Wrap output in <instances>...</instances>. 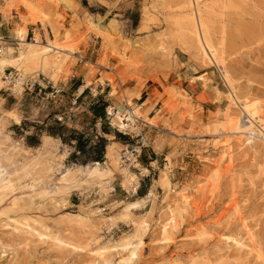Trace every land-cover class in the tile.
I'll return each mask as SVG.
<instances>
[{
  "label": "rangeland",
  "instance_id": "1",
  "mask_svg": "<svg viewBox=\"0 0 264 264\" xmlns=\"http://www.w3.org/2000/svg\"><path fill=\"white\" fill-rule=\"evenodd\" d=\"M13 3L0 4V22H8L9 29L27 24L31 31L28 41L38 33L44 44L52 40L75 51L72 57L59 55V73L40 61L27 67L25 77L14 68H5L0 83V180L11 184L12 190L0 203V264H96L98 257L107 259L108 248L132 233L134 222L143 218L149 229L142 236L137 264L174 260L177 264H263V145L245 136L240 140V136L224 134L230 120L241 115L239 106L230 102L224 76L226 73L241 100L257 104L264 120V0H195L204 33L222 54L213 63L195 49L182 21L191 11L190 0ZM101 17L96 27L94 23ZM33 19L34 24L30 23ZM0 39L2 48L17 51L15 37L11 31L3 32L1 25ZM81 59L89 70L86 84L98 76L100 82L113 85L107 109L113 114L119 109L127 113L126 98L131 101L130 109H137L141 103L136 98L147 90L149 100L137 112L145 121L140 125L143 138L136 137L138 132L124 139L116 137L120 127L113 121L115 114L104 123L107 134L102 132L100 121L90 110L101 94L87 89L77 100L73 92L79 81L75 67ZM20 77L23 80L18 86ZM55 88L61 92L52 97ZM14 108L18 109L16 116L10 114ZM148 117L153 118L154 126L148 124ZM72 130L95 141L97 136L104 137L115 153L106 156V146L100 167L112 171L109 177L66 190L59 179L67 169L76 171L77 166L93 164H86L88 155L71 158L76 151ZM133 130L130 127L129 131ZM48 133L57 135L47 139ZM153 135L174 153L179 150L184 155L179 168L174 169L168 159V166L159 160L160 170L147 169L145 156L151 155ZM139 144L143 147L137 162L127 161L125 156ZM162 170L168 172L172 190L157 183ZM213 170L217 172L215 182L209 179ZM129 173L136 176V190L125 179ZM85 174L86 170L79 172L78 178L84 179ZM150 191L154 194L148 197ZM183 194L191 200L184 213L181 211V229H176L171 209L182 205ZM137 201H141L140 207L126 210L129 203ZM11 202L20 209L3 213ZM68 213L83 216L85 221H72ZM7 215L11 221H35V228L48 233L39 240L36 235L14 232L5 224ZM240 217L252 230L263 260L254 252L240 254L235 246L219 240L221 235H243ZM57 236L79 248L58 247ZM165 239L170 240V246ZM97 248L105 251L97 255ZM116 255L109 257L111 264H117Z\"/></svg>",
  "mask_w": 264,
  "mask_h": 264
},
{
  "label": "bare ground",
  "instance_id": "2",
  "mask_svg": "<svg viewBox=\"0 0 264 264\" xmlns=\"http://www.w3.org/2000/svg\"><path fill=\"white\" fill-rule=\"evenodd\" d=\"M16 1H14L15 3H13L11 5L17 6V5H23L24 4V0H19V1L16 0ZM190 2L191 3L189 6L191 7V11H188L183 16L184 20H182V21L187 26L188 34H190V37H191V40H192V43H193L195 49L198 50V52L202 55V57L204 59H207L208 61H210L212 63L216 62V60L219 57H221L220 55H222V54H220L221 52L220 53L218 52L219 47L217 48L216 47L217 45L215 46V44L212 42V39L209 37V34H207V36L205 35L204 30H203L204 26H203V24H201V22L199 20L200 17H199L198 10H196L194 7L195 6V0H190ZM187 3H188V1H187ZM13 6H12V8H13ZM33 20L34 21L30 22V23L34 24L36 20L35 19H33ZM101 20H102V17L100 19H98L94 23V25L96 27L100 26ZM26 25L18 26L14 30L15 40L17 41V43L19 45L16 52L14 51L15 49L12 47L2 48V53L0 54V83L3 82V76L6 74L5 73L6 67H11V68L16 69L17 71H19L21 73V76L25 77L27 67L35 61H40L41 64L44 65V67H49L50 65L54 66L56 73H59L61 70L60 64H62L61 63L62 61L58 60V59H60L59 55L62 54V55H65V57L74 56L72 53L75 51L74 48L68 47V45L59 44V43L52 41V40L49 43L44 44L41 42L38 33H36L34 35L31 42L28 41L27 40L28 30H27ZM66 48H68L69 51ZM53 53L56 56H53L52 55ZM64 61H65V59H64ZM21 65H23V70L21 69ZM220 66L223 68V64H221ZM224 78H225L227 85L230 89V93L227 94L228 97L230 98V102L236 103L239 106V109H240L239 112L241 113V115L236 116V118L230 120V122L227 125L228 127L226 128L227 131L224 132V134L228 135V137L229 136L230 137L240 136L239 137L240 140H244L242 137L245 136V138L247 137V138L255 140L254 142L257 144H259L258 142H261V145H263L262 147H263V151H264V143L261 141L262 140L261 136L264 138V120L260 114V110L257 107V104L255 102H250L248 99H245V100L242 99L241 100L237 96L236 92L234 91V87L232 85V82L229 80L226 73H225ZM22 80H23V78L20 77L19 81L17 82L18 86L21 85ZM125 103H126V107L128 108L126 111L127 113H125V115L123 113L125 111V109L124 110L119 109L116 113H114L115 115L111 111H109L112 113V115H114L113 121H116V122H114L115 125L118 123L117 125L120 127V129H122L126 126L124 123V118L122 117V113L124 116H128L126 118L127 120H131L132 122H134L135 119L139 117L138 116V113H139L138 110L141 108V104H140V105H138L137 109H133V110L130 109L131 101L127 98L125 99ZM17 110L15 109V110L11 111L10 114L12 116H16V113L18 112ZM159 112L160 111L158 110V113ZM237 115H238V113H237ZM148 124L152 125V126L155 125L153 118L148 117ZM45 138H47V139L52 138V136L47 135V136H45ZM114 151H115V149L112 146H107L106 156L110 157L112 155L111 152L115 153ZM119 155H120L119 153H116V157H119ZM115 159H118V158H115ZM100 166H101L100 162H94L93 164H91V166H88V165L77 166L76 171H72L70 169H67L66 173L63 174L59 179V181L61 183V187L66 189V190H70V189H73L76 187L78 188L83 183H86L89 181L101 180L103 178L109 177L111 175L112 171L110 169H104L103 170V169H101ZM24 169H26L25 166H24ZM33 169H34V167L31 168L32 171H33ZM84 170H86L85 178L84 179L82 178V180H81L78 178V173L79 172L82 173ZM124 170H127V169L125 168ZM125 179L127 180L128 183L131 184V186L134 188V190L137 189L136 183H135L136 182L135 174L129 173V176H127ZM209 179L213 180L215 182L217 179V172L214 171L209 176ZM156 181H157V183L162 185L165 189L172 190V183H171V180L169 178L167 171L162 170V174L160 175V177ZM11 190H12L11 184H5L3 181L0 180V203H1V201L4 200V197ZM153 194H154L153 191H150L148 194V197L152 196ZM182 196L184 198L180 202L182 205H184V208L182 205H180V206L175 205L174 208L171 209V213L174 215L172 218L173 219V226L176 229L179 227L181 229V225L183 224V220H184L183 217L181 216V211H183L185 208L187 209V207L189 206L190 200H191V198L187 194L186 195L183 194ZM143 201H144V199H143ZM56 203H57V201H56ZM8 206L9 207L3 213L9 214V212H11V211L13 212V211H17L20 209L19 206H17V204L15 202H11L10 205L8 204ZM140 206H141V201L129 203V205H127V207H126V210L131 212L133 209H137ZM187 212H189V211H187ZM183 213H184V211H183ZM66 216L68 219H70L72 221H77V222L78 221H82V222L85 221V218H83V216H80V215L68 213ZM181 217L183 219L182 222L180 221ZM6 218H7V222L5 224L8 226L11 225V227H13L14 232H18V233L25 232V233H27V235L29 234L30 237H32V235H36L39 238V240H40V238L45 237L46 234L48 233V231H46L47 232L46 234L39 231L37 229V227L35 228L33 225L36 222L33 221V223H32L29 221L28 218H24V220L14 218L13 221L10 220L11 217L8 215ZM240 220H241L240 222L243 226V232H244L243 235H239V237H236V238L229 236V235L228 236L227 235H221L219 240L224 242V244L226 243L227 245H231L233 247L235 246L240 254H248L249 255L252 252H254L256 254V257L259 260H263V257L261 256L260 251L255 247L256 245H254L253 235L250 232L251 229L249 228L250 230H248L246 221H245V219H243V217H240ZM42 224H44L43 221H42ZM134 224H136V226H135V229L132 233L123 235L121 237V239L116 243V245L108 248V251L106 254H109L112 257H113V254H117L119 256L117 264H137V262L141 258V255H142L141 251H142V247L144 244V242L142 241V236L149 229V223L146 221L145 218H143L138 223L134 222ZM44 230H45V228H44ZM20 236H21V234H20ZM53 236H56V235H53ZM23 237H25V236H23ZM51 238L49 237V239H51ZM47 240H48V238H47ZM55 240L58 243V247L59 246H62V247L67 246V248H70L69 246L74 247V248L78 247V244H75V243L73 244L71 242L65 241L66 239L64 240V238L62 239V238H60V236L59 237L57 236L55 238ZM169 241H170L169 239H165L163 242L166 244V246H168L170 243ZM165 244H163V246ZM75 245H77V246H75ZM74 248H71L72 251L74 250ZM164 248H165V246L163 247V249ZM103 251H105V250L102 248H99L98 250H96V254L100 255V252H103ZM112 252H114V253L112 254ZM248 255H245V256L247 257ZM109 257L107 259H103L102 261L100 260L101 257H98L96 259V261H97L96 264H111L112 260L109 259ZM246 257H245V259L248 258V257L247 258ZM175 263L176 262L174 260V261L169 262L168 264H175ZM177 263H179V262H177ZM203 263H205V262H203ZM193 264H196V263H193Z\"/></svg>",
  "mask_w": 264,
  "mask_h": 264
},
{
  "label": "crops",
  "instance_id": "3",
  "mask_svg": "<svg viewBox=\"0 0 264 264\" xmlns=\"http://www.w3.org/2000/svg\"><path fill=\"white\" fill-rule=\"evenodd\" d=\"M101 1L105 3H113V0H101ZM102 6L107 8V6L104 4H102ZM7 23L8 22H6L5 20L0 22L1 27H3V32H5L6 30L11 31V36L15 37L14 35L15 27L9 29ZM27 30H28L27 38H29L31 35V31L30 29ZM40 34L42 36V40L46 41L44 32L40 31ZM85 65H86V61H83L81 59L80 64L75 67V72L79 73L78 75L79 81L77 82L79 83V85L77 89L73 92L77 95V97H80V95L85 90L92 89L97 94H101L100 96H102V94L105 93L103 97L107 101H109V99L112 98L113 85L109 81L100 82L98 76H96L95 79L91 81L89 84H86V79L89 78L90 75H89V70L85 68ZM93 85H95V88H92ZM136 99L138 100L139 103H141V107H143L146 101L149 100V93L147 92V90H143L141 91L140 96L137 97ZM150 132H152V130L149 131V133ZM156 137L157 135H153V137H151L149 141V146L151 148V155L145 156L147 169L149 171L152 170L156 171L158 169L160 170V168H158L159 160L163 162L166 166H168V161L170 160V163L173 165L174 169L179 168L180 164L184 160V155H182L179 152V150L176 153H174L167 144L162 145L160 142H157Z\"/></svg>",
  "mask_w": 264,
  "mask_h": 264
},
{
  "label": "trees",
  "instance_id": "4",
  "mask_svg": "<svg viewBox=\"0 0 264 264\" xmlns=\"http://www.w3.org/2000/svg\"><path fill=\"white\" fill-rule=\"evenodd\" d=\"M79 83L74 84L73 91H75L78 87ZM87 90H85L77 100H80L86 94ZM109 107V103L104 99L103 96H98L97 101L90 107V110L94 114V119L100 121L101 129L104 134H107V128L104 126V123H107V109ZM49 136L55 137L57 133H48ZM116 137L125 138V135L121 133H115ZM72 140H75V148L76 151L71 155V158L76 157L78 154L83 156L88 155V162H103L105 156V150L107 146V140L104 137L97 136V140L95 141L91 136H86L83 132H78L75 130L71 131ZM38 143H36L37 145ZM33 146V144L31 145Z\"/></svg>",
  "mask_w": 264,
  "mask_h": 264
},
{
  "label": "built area",
  "instance_id": "5",
  "mask_svg": "<svg viewBox=\"0 0 264 264\" xmlns=\"http://www.w3.org/2000/svg\"><path fill=\"white\" fill-rule=\"evenodd\" d=\"M6 1H11V2H14L16 0H0V4L1 3H4ZM1 40V39H0ZM2 53V45H0V54ZM61 92L60 89H57L55 88L54 90H52L51 92V96L52 97H56L57 94H59ZM107 113H108V116H111L112 113L109 112V110H107ZM124 123H125V127L118 130L120 133H122L123 135H130V134H136V132H138L136 135V137H140V138H143V129L140 127L141 124H144L145 121H143L141 118H136L134 122H132L131 120H127V116H124ZM130 127H134V130L133 131H129ZM261 141L264 143V138L261 136ZM140 145V144H139ZM142 147H143V144H141L138 149H134L131 153H129L127 156H125L126 160L127 161H130V162H137V159L139 158L140 156V153L142 151Z\"/></svg>",
  "mask_w": 264,
  "mask_h": 264
}]
</instances>
